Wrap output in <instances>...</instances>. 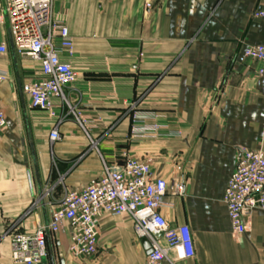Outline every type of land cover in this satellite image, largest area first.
Masks as SVG:
<instances>
[{
	"label": "crops",
	"instance_id": "1",
	"mask_svg": "<svg viewBox=\"0 0 264 264\" xmlns=\"http://www.w3.org/2000/svg\"><path fill=\"white\" fill-rule=\"evenodd\" d=\"M262 7L264 0H53V17L75 44L65 58L78 76L65 92L89 120V135L59 99L57 118L32 106L22 86L38 78L40 63L20 57L0 24L9 45L0 54V264H21L13 237L47 225L67 191L128 158L150 160L168 180L182 167L185 195L168 196L173 206L162 210L172 225L191 228L196 254L180 264H264V209H253L236 234L224 201L241 151L264 149V76L244 54L264 43V17L254 15ZM133 111L157 114L148 122L163 125L161 136L132 140ZM54 127L61 139L53 142ZM70 235L66 224L48 236L42 264H147L127 215L101 219L93 257L72 255Z\"/></svg>",
	"mask_w": 264,
	"mask_h": 264
},
{
	"label": "built area",
	"instance_id": "2",
	"mask_svg": "<svg viewBox=\"0 0 264 264\" xmlns=\"http://www.w3.org/2000/svg\"><path fill=\"white\" fill-rule=\"evenodd\" d=\"M254 15L264 17V7L254 11ZM0 24H7L20 57L40 63L38 78L22 86L32 106L47 111L53 118L59 117L57 106L66 107V115L72 116L89 135V120L81 108L70 103L65 92L78 76L65 58L73 57L75 44L67 23L53 17V0H0ZM8 49L7 41L0 40V54ZM244 54L260 64L257 73L264 76V43L248 45ZM6 77L7 72L0 70V82ZM55 99L60 100L59 105ZM157 117L152 112L133 111L130 138L138 141L161 136L163 125L148 122ZM6 125V113L0 105V132ZM50 139H61L57 127L50 132ZM185 187L186 177L180 165L170 180L156 176L150 160L128 158L123 164L105 166L102 176L65 193L47 225H38L32 234L13 237V261L42 264L48 256V236L59 233L66 224L71 231L69 252L78 258L93 257L98 252L101 219L106 215H127L133 220L137 237L146 238L151 244L147 264H180L195 256L194 237L187 223L172 225L162 210L173 206L168 196H184ZM224 201L234 232L244 233L248 214L255 208L264 209V149L241 151Z\"/></svg>",
	"mask_w": 264,
	"mask_h": 264
},
{
	"label": "water",
	"instance_id": "3",
	"mask_svg": "<svg viewBox=\"0 0 264 264\" xmlns=\"http://www.w3.org/2000/svg\"><path fill=\"white\" fill-rule=\"evenodd\" d=\"M29 181H30V184L32 185V180H31V177H29ZM142 243L147 251V253H151L152 252V247H151V244L150 242L148 241V239L146 238H143L142 239Z\"/></svg>",
	"mask_w": 264,
	"mask_h": 264
}]
</instances>
